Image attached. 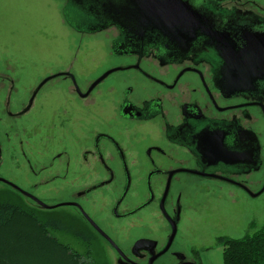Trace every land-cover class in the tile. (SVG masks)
Segmentation results:
<instances>
[{
    "label": "flooded vegetation",
    "instance_id": "flooded-vegetation-1",
    "mask_svg": "<svg viewBox=\"0 0 264 264\" xmlns=\"http://www.w3.org/2000/svg\"><path fill=\"white\" fill-rule=\"evenodd\" d=\"M201 1L190 2L201 13L191 41L105 27L104 11L69 20L93 31L81 33L118 32L115 64L97 84L102 75L87 81L70 69L31 83L0 79V197L19 195L49 213L75 209L117 264H148L175 229L153 264H197L176 240L198 191L215 183L250 198L264 194L253 197L264 184L251 187L264 170V80L234 89L225 72L242 65L227 64L226 54L264 37V2ZM97 194L104 215L88 216L81 199Z\"/></svg>",
    "mask_w": 264,
    "mask_h": 264
},
{
    "label": "rangeland",
    "instance_id": "rangeland-1",
    "mask_svg": "<svg viewBox=\"0 0 264 264\" xmlns=\"http://www.w3.org/2000/svg\"><path fill=\"white\" fill-rule=\"evenodd\" d=\"M78 13L67 0H0V79L31 83L62 69H70L77 78L87 81L104 74L107 67L115 64L110 47L118 32L110 28L98 33H81L68 24L70 17ZM258 126L263 127L260 131L264 133V125ZM75 182L81 184L79 178ZM251 183L253 192L258 191L264 184V170L253 175ZM213 185L205 184L204 192L198 191L195 208L186 209L176 240L188 259L196 260L197 264H224L222 243L255 236L264 227V194L250 198L239 190ZM102 196L81 199L88 216L104 215ZM45 215L56 217L58 224L69 231V234H56L60 241L84 251L89 237L85 239L82 235L85 231L90 233V229L75 209L66 207ZM92 231L90 239L94 241L89 240V249L100 260L117 264L115 251ZM241 249L243 252L247 247H237L236 255Z\"/></svg>",
    "mask_w": 264,
    "mask_h": 264
},
{
    "label": "water",
    "instance_id": "water-1",
    "mask_svg": "<svg viewBox=\"0 0 264 264\" xmlns=\"http://www.w3.org/2000/svg\"><path fill=\"white\" fill-rule=\"evenodd\" d=\"M70 7L77 10L79 15L71 16L70 21L77 24L92 15H101L104 11V26L117 24L123 30H138L143 34L147 29L158 31L163 37L180 41H191L195 35L197 27L194 26L198 22L199 14L190 2H202L201 0H67ZM83 4V5H82ZM68 18V16H67ZM69 21V22H70ZM71 24V22H70ZM82 24V23H81ZM98 28L99 30L104 29ZM82 31H90L91 28L84 27L79 29ZM97 30V31H99ZM233 46H230V50ZM226 63L232 65L235 60L241 63L240 68L226 69V77L229 79L230 88L238 89L246 84L255 83L258 80H264V37L254 36L248 38L246 47L236 52L233 51L225 55ZM110 73V72H108ZM102 75L97 81L99 83L104 76ZM234 80V81H233ZM232 81V82H231ZM243 82V83H242ZM264 192V187L260 192L253 195L258 197ZM39 202V201H38ZM40 205H43L39 202ZM86 218L88 216L84 214ZM94 229L105 238L116 250L121 252L118 247L104 234L89 218ZM175 229L174 234L175 236ZM172 236V238H173ZM170 239L166 248L157 256L153 257L148 264H153L156 258L164 254L171 246L173 239ZM127 263V262H126ZM194 264V263H184Z\"/></svg>",
    "mask_w": 264,
    "mask_h": 264
},
{
    "label": "trees",
    "instance_id": "trees-1",
    "mask_svg": "<svg viewBox=\"0 0 264 264\" xmlns=\"http://www.w3.org/2000/svg\"><path fill=\"white\" fill-rule=\"evenodd\" d=\"M45 213L49 212L29 207L19 195L0 197V264H108L89 249V240L94 241L91 229L83 232L89 238L84 251H79L59 240L58 232L69 231ZM222 245L224 264H264V227L255 236L228 239ZM240 246L247 249L236 255Z\"/></svg>",
    "mask_w": 264,
    "mask_h": 264
}]
</instances>
